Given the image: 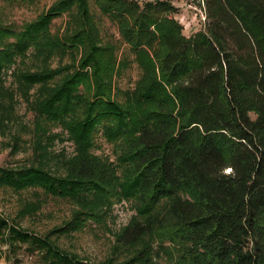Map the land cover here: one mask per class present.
Masks as SVG:
<instances>
[{
	"label": "trees",
	"instance_id": "16d2710c",
	"mask_svg": "<svg viewBox=\"0 0 264 264\" xmlns=\"http://www.w3.org/2000/svg\"><path fill=\"white\" fill-rule=\"evenodd\" d=\"M204 4L206 29L190 36L162 1L56 0L20 30L0 22V73L30 52L44 62L17 72L37 86L28 108L48 141L37 164L0 167V186L76 205L44 236L0 214L6 241L27 243L44 264H93L65 253L58 239L104 220L116 197L137 209L117 245L154 236L176 264H264V0ZM93 6L118 26L141 66H156L125 99L114 96L117 57L101 45ZM65 14L66 28L55 34L53 21ZM54 57L61 63L53 69ZM43 121L62 131L44 129ZM99 137L114 145V163L96 153ZM56 139L70 141L73 153H52ZM138 260L154 264L148 250L131 261Z\"/></svg>",
	"mask_w": 264,
	"mask_h": 264
},
{
	"label": "rangeland",
	"instance_id": "374dc122",
	"mask_svg": "<svg viewBox=\"0 0 264 264\" xmlns=\"http://www.w3.org/2000/svg\"><path fill=\"white\" fill-rule=\"evenodd\" d=\"M54 1L56 0H39L33 4H19L0 0V22L20 30L26 23L35 20ZM135 1L141 5L158 1L167 3L173 9V12L168 13L167 16L175 19L181 27V33L186 36L206 29L207 13L204 0ZM92 10L104 42L101 45L112 46V51L117 57L114 68L116 73L114 96L118 99L124 98V95L128 96L138 83L147 79L150 72H156V66L153 69H148L147 63L141 66L122 39L118 26L97 7L93 6ZM68 19L67 14L55 19L52 32L62 33ZM31 54L32 52L29 53L27 60L18 59L0 73V167L19 168L37 164L41 149L39 145L41 142H48L47 135L40 134L35 114L28 108L30 101L28 99L35 98L37 86L30 88L22 82L17 72L18 68L27 72L40 70L38 68L44 63L42 58L37 59ZM21 60L25 63L20 64ZM70 62V58L66 57L63 64ZM60 63L58 57H54L50 66L54 69ZM72 72L73 70H69L67 73ZM156 77L159 79L158 73ZM42 126L44 129H51L52 133L62 131L60 127H54L44 121ZM99 143L102 148L96 150V153L103 157V160L107 159V163H114L116 161L114 145L105 142L102 137H99ZM50 146L52 153H60L65 149L67 155H71L74 149L73 144L68 140L56 139ZM49 156L51 159L48 161V166L55 169L58 158L51 154ZM107 205L109 211L108 215L103 214L104 220L99 223L89 221L81 231L62 236L58 239V246L66 251L65 253L74 254L78 259L93 264L107 260H111L110 264H144L139 260L131 261L143 250H148L154 264H176L175 254H169V245L164 243L165 248L162 249L161 241L154 236H146L132 246L117 245L118 234L137 216V209L134 201L126 198H110ZM75 208L73 202L49 197L41 190L26 189L16 192L0 186V214L9 219L10 223L41 236L70 219ZM8 231L5 227L0 235V264H44L41 254L32 251L27 243L6 241L3 236L10 234Z\"/></svg>",
	"mask_w": 264,
	"mask_h": 264
}]
</instances>
